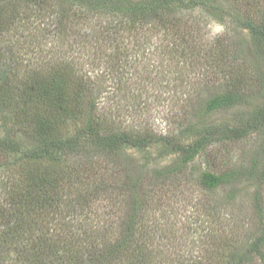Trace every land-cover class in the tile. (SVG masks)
I'll return each instance as SVG.
<instances>
[{
    "label": "rangeland",
    "instance_id": "rangeland-1",
    "mask_svg": "<svg viewBox=\"0 0 264 264\" xmlns=\"http://www.w3.org/2000/svg\"><path fill=\"white\" fill-rule=\"evenodd\" d=\"M213 2L232 17L218 20L195 7L179 12V21H173L167 29L162 24H151L135 38L127 32L120 44L114 39L113 31L104 32L103 27L109 23L107 18L100 22L84 10L80 20L66 19L62 26L55 27L57 20L49 14L56 9L53 2L47 5H51V9L39 12L31 0H0V5L17 8L14 21L20 23L18 30L11 32L10 28L4 33V43L0 39V80L21 84L30 80L32 71L47 74L58 66L68 68L69 76L85 90L84 98H80L82 108L78 106L83 111L70 107L64 123L42 138L66 141L80 134L75 150L67 148L61 152L60 165L69 173L76 164L84 169L87 179L84 178L83 185L105 183L108 187L122 189L127 182L125 194L117 193L119 202L115 207L112 201L109 205L107 200L96 202L88 214L90 221L83 218L89 232L85 233V240L82 238L83 249L78 247L77 250L83 251L80 255L76 253L73 264H90L95 259L91 258L95 253L89 242H115L128 223L135 199L144 201L148 207L141 211L137 228L140 235L137 234L136 239L140 249L144 247L143 250L152 254L147 261L150 264H170L171 260L176 264L229 262L236 251L240 256L248 249L251 233L262 226L254 198L258 197L264 207V182L260 176L264 166V128L252 131L237 142H220L214 137L185 164L181 163L180 152L164 155L167 146L161 141L143 149L124 148L104 154L98 152L97 144L83 133L87 124L94 121L95 126L100 118L101 128L108 125L111 131H148L187 145L214 126L240 127L248 122H261L264 41L256 39L239 21L263 26L264 0ZM73 10L80 14L78 7ZM46 23L50 24L49 31L44 29ZM112 23L107 27L115 26ZM117 44L124 51L119 56L112 47ZM111 55L114 56L109 61ZM225 85L254 90L257 94L253 98L245 94L240 103L207 113L205 103L224 90ZM22 109V106L10 111L0 108V138L10 136L21 144L22 150H36L44 145L42 138L27 132L15 119L14 113ZM4 153L10 161L3 164L5 167L0 166V200L4 198L3 185L9 180L5 185L9 190L11 178L17 179L16 163L20 160L25 163L23 152L16 155L8 150ZM256 158L258 171L250 177ZM37 164L41 171H49L54 166L49 161ZM117 165L126 173L118 178L112 171L116 168L117 173ZM229 170L241 171L246 176L213 191L199 183L204 171ZM68 192L74 194V190ZM108 212L110 215L106 218ZM53 215L55 222L60 219V223H67V215ZM262 217L264 219V213ZM66 230L71 234L69 228ZM5 231V225H0V264H29V261L16 259L7 238L5 242ZM90 233L94 238L91 239ZM21 242L31 246L27 240ZM30 248L27 246L24 252ZM159 254L164 257L161 262ZM245 262L264 264V249L261 255L251 256ZM31 264H36L34 259Z\"/></svg>",
    "mask_w": 264,
    "mask_h": 264
},
{
    "label": "trees",
    "instance_id": "trees-1",
    "mask_svg": "<svg viewBox=\"0 0 264 264\" xmlns=\"http://www.w3.org/2000/svg\"><path fill=\"white\" fill-rule=\"evenodd\" d=\"M31 1L36 3L35 8L39 12H41V9H51V5L47 7L49 2L55 4L54 13L53 11L49 13L50 17L52 14L57 20L55 21L56 24L53 25L55 27L62 26L66 19L80 20V17H83L80 15L84 10L93 18H99L100 22L103 21V18H107L109 23L107 22L106 26L103 27L104 32L108 29L113 31L115 33L113 37L119 43L121 38H125V33L128 32V36L135 38L138 34H141L143 28L151 24H162L167 29L174 24L173 21H179L177 17L179 12L195 7L206 11L218 20H223L224 17H232L225 9L218 7L213 2L214 0ZM7 5H0V39L3 43L5 41L4 33L10 28L11 32L13 29L18 30L17 26L20 25L19 22L14 21L17 8L11 6L10 9ZM75 7L80 9V14L73 12ZM48 19L50 18H46V20ZM233 19L237 21L235 17ZM110 23L115 26L111 27L110 25L107 27ZM239 24L255 35L256 39L264 41V22L263 26L260 27L252 21L242 23L239 21ZM49 25L47 23L43 24L44 29L49 31ZM67 30L70 29L67 28ZM110 31L106 33L108 34ZM104 32L100 29L102 35H104ZM120 44L112 46L118 56L124 53L120 49L122 47ZM112 56L114 55L109 57V61L112 60ZM67 69L65 66H58L49 70L47 74L32 71L33 73L28 78L30 80L21 84H14L4 79L0 80L1 110L7 109L10 111L11 108L16 109L18 106H22V110L14 113L15 119L22 128L26 129L27 132H32L35 136H39L40 139L47 133L55 131L56 126L64 123L65 114L70 107L74 106L77 111H83L81 109V99L84 98L85 90L81 83H77L74 77L69 76ZM245 94H247L246 97L253 98L257 93L254 90H241L236 86L227 87L225 85L224 90L205 103V111L212 113L228 109L244 100ZM78 106H81V108L78 109ZM260 117L261 122H248L240 127H211L206 129L198 140L187 145L171 141L165 136L157 137L148 131L130 132L121 129L111 131L108 125L101 128L99 124L102 120L100 118L97 119L98 122L95 126H93L94 121L87 124L83 133L91 137L97 144L98 152L104 154H112L124 148L143 149L153 142L161 141L168 147H166L164 155L171 151L180 152L181 163L185 164L192 161L214 137L220 142H237L245 139L252 131L263 129L264 110L261 111ZM89 119L91 120L92 116ZM79 139L80 134L66 141H45L44 137L41 140L44 145L38 149L22 150L21 144L10 136L4 139L0 138L1 167H5L3 164L10 161L4 153L8 150L16 155L23 152L22 159L25 160V163L23 160L16 163L19 169L17 170L18 174L16 173L17 179L11 178L9 190L5 189L7 187L5 185L10 182L9 180L7 184L3 185L4 198L0 200V225H5L7 229L4 232L5 242L7 238L17 260L29 261V264H31L32 259L36 264H73L76 253L80 255L83 251L81 249L77 250V248L83 249V246L81 247L83 244L82 238L84 237L85 240V233L89 232V227L82 220L85 218L86 222L90 221L88 218L90 208L96 202L105 200H107V205H109V201L114 202L113 206L115 207L119 202L118 199L116 200L117 193L119 195L125 194L127 182L123 184L124 188L122 189H118L116 186L108 187L105 183L90 185L89 182L87 187L86 184L83 185L86 183L84 178L87 177L84 169H79L76 163H72V165L76 164L75 169H72L69 173L65 167L60 165L63 161L61 152L67 150V148L75 150ZM64 156L68 157L67 155ZM39 161L51 162L54 164L53 169L41 171L36 166ZM254 162L255 166L249 172L250 177L255 176L258 171L256 167V164H259L258 159L256 158ZM30 163H33V165ZM115 170L116 168H113L112 171L117 175V178L122 174H126L120 165L117 170L118 174ZM242 176L246 175L238 170L219 173L204 171L200 175L199 183L204 189L213 191L223 185L240 180ZM260 176L264 182V166L260 171ZM97 177H99L98 173ZM118 180L122 179L119 178ZM136 183L138 184L139 181L137 180ZM69 190H74V194L68 192ZM254 199L256 209L261 214L262 226L251 233L248 249L244 253L238 256L236 251L232 255V259L223 264H246L245 261L249 257L255 258V256L261 255L262 248L264 249V219L262 217L264 207L258 197ZM113 206H110V208ZM143 208H148L144 201H138V199L133 201L131 213L128 215V223L126 222L127 225L123 227L124 231L120 236L115 238V242L108 243L109 241H104L98 244H94L95 241L89 242L91 251L95 253L91 256L95 259H92L90 264H150L147 261H149L148 259L151 258L152 254L150 255L143 250L144 247L140 249L138 238L136 239L137 234L140 235L137 228ZM52 213L54 215H67V223H60V219L55 222V217H51ZM109 215L108 212L106 218H109ZM57 227H60L59 230H57ZM68 228L72 231L71 234L66 233ZM98 232L100 233L101 230ZM90 237L92 239L94 235L90 233ZM21 240H27L28 243H31V246L22 244ZM33 242H37L36 245L32 244ZM27 246L31 248L24 252ZM23 257L24 259H22ZM158 257L160 262L162 261L161 258H164L160 254ZM170 264H176V262L171 260Z\"/></svg>",
    "mask_w": 264,
    "mask_h": 264
}]
</instances>
